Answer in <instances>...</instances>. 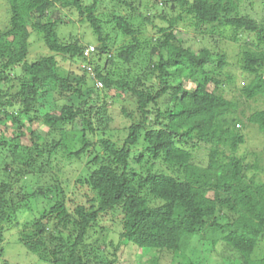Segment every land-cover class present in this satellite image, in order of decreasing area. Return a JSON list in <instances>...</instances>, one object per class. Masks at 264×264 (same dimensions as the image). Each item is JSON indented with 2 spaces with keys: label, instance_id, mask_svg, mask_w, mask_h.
I'll list each match as a JSON object with an SVG mask.
<instances>
[{
  "label": "trees",
  "instance_id": "1",
  "mask_svg": "<svg viewBox=\"0 0 264 264\" xmlns=\"http://www.w3.org/2000/svg\"><path fill=\"white\" fill-rule=\"evenodd\" d=\"M5 1L1 239L15 223L14 244L47 264H117L128 244L146 255L143 264H157L165 252L173 264H264V142L260 151L240 152L245 127L264 135V17L255 15L264 0H114L128 12L113 6L108 21L96 13L104 0ZM53 7L74 9L89 24L94 51L84 54L91 44L82 36L59 37L60 18L48 17ZM140 23L156 35H142ZM180 25L245 40L236 63L249 76L239 98L226 95L225 54L207 69L212 51L183 47ZM33 34L49 53L29 60ZM118 35L128 42L113 48ZM58 57L90 71L63 74ZM117 98L130 104L119 103L122 125L111 114ZM69 162L78 168L71 184L57 174ZM45 176L48 184H39ZM41 200L37 216L19 220L20 210ZM102 222L115 224L117 239ZM0 264L10 263L0 256Z\"/></svg>",
  "mask_w": 264,
  "mask_h": 264
},
{
  "label": "rangeland",
  "instance_id": "2",
  "mask_svg": "<svg viewBox=\"0 0 264 264\" xmlns=\"http://www.w3.org/2000/svg\"><path fill=\"white\" fill-rule=\"evenodd\" d=\"M133 1L136 4L138 3V0H128ZM90 0L84 1V4H89ZM161 2H158V5H160ZM113 6H115L120 13L127 14L128 8L118 5L115 3L114 0H104L99 5L96 13L102 14L103 19L108 21V19L111 18V12L113 9ZM6 1L0 0V29L3 27L5 20L7 19V13H6ZM248 10V9H247ZM246 10V11H247ZM258 17L263 16L264 17V8L263 6L256 10V14ZM60 18L61 26L58 28V35L63 41H72L74 39V36L81 37L82 36V43L85 45H98V42L96 41V35L93 33L92 29L89 27V24L87 22H84L81 20V16L74 10V9H61L54 7L49 10L48 17L49 18ZM4 21V23H3ZM43 21H46V17L43 19ZM136 22V21H135ZM157 24H159L158 20H155ZM111 24V21H109ZM108 26H111V25ZM141 24V23H140ZM113 26V25H112ZM181 27L177 28L176 31L178 32L179 37L182 39L183 47H191L193 50H199L203 47H208L213 53V60L212 62H209L208 68L211 69L213 66H215V55L217 53L223 52L226 56V60L228 61L227 65L224 67L222 71V76L229 75V83L226 84L227 89L226 92H224L227 96H234V98H239V94L237 93V89L239 87L243 86L244 83L248 81V74H246L242 69L237 65L236 60L237 56H239L241 49L239 48V45L245 42V40H241L238 43H234L230 41L229 39H226L225 37H216V38H210L209 36L203 37L199 34L195 33L193 29L186 28L182 25ZM141 34L145 37H152L155 36V29L151 26L149 23L141 24L140 27ZM71 37V38H70ZM215 37V36H214ZM116 40H114V46L113 48H119L125 43L128 42V38L125 36L114 37ZM246 38V37H245ZM31 41V49H30V55L29 60H32L33 57H37L40 54H48V49L42 44V42L39 41V39L33 34L30 38ZM142 52V56L138 58L137 63L143 65L142 61H146V55L144 56ZM59 61L60 71L63 74H66L68 69L81 71L82 69H89L87 66L84 67L83 63L75 62L70 63L67 59L66 60H60V57L57 58ZM104 62V59L103 61ZM139 70V69H138ZM90 71V70H88ZM136 71H133L135 73ZM99 86V85H98ZM189 88L193 86V83L189 81L188 84ZM212 84H209L208 88L212 89ZM46 101V105L48 107L52 106L53 103V97L52 95H48L47 97L43 98ZM129 101L122 98H117V102L111 106V114L114 116L115 123H118L119 125L125 124L128 122L127 118H125L120 113V104H128ZM120 103V104H119ZM130 106V104H128ZM45 128L39 126V131L41 132V135L45 133ZM244 132L246 134V142L241 147L240 152L241 153H249L252 150L260 151L262 147V142H264V135H261V132L258 130L256 126H248L244 128ZM248 139V140H247ZM248 141V142H247ZM261 141V142H260ZM206 150H201V152L198 153L199 156H205ZM54 172H50L53 175ZM78 171V168L76 165H73V163L69 162L66 164L63 170L60 172H57L58 176L66 180L68 179V175L70 178L72 177V173L76 175ZM74 178V176H73ZM73 178H71L67 183H72ZM4 179V175L1 172L0 173V180ZM39 184H48V177H40L39 178ZM46 202L44 200L31 203L30 209H22L20 212H18V218L21 221H26L34 216L38 215V210H40L43 206H45ZM101 224L106 225L110 227L112 232L109 230L108 238H118V231L113 228L115 225L111 222H102ZM6 230L3 231V238L0 237V246L4 247V253L0 255L2 259H6L9 261L10 264H47L43 261L38 260L36 257H30L31 255H28L26 253L25 248L17 247L14 244V241L18 237L19 228L15 226V223H11L10 227L6 226ZM259 247L264 248V237H262ZM198 252V251H197ZM156 255V252L150 253V255ZM188 255H190L191 258L194 259V256L197 255L196 252H188ZM33 256V255H32ZM146 255L142 253L140 249H138L136 246L128 244L124 247H122L118 252V262L117 264H143L145 261ZM173 257L169 252H165L161 254L160 259L157 264H173Z\"/></svg>",
  "mask_w": 264,
  "mask_h": 264
},
{
  "label": "built area",
  "instance_id": "3",
  "mask_svg": "<svg viewBox=\"0 0 264 264\" xmlns=\"http://www.w3.org/2000/svg\"><path fill=\"white\" fill-rule=\"evenodd\" d=\"M92 51H94V46L90 45L87 47V49H85L84 54L89 55Z\"/></svg>",
  "mask_w": 264,
  "mask_h": 264
}]
</instances>
